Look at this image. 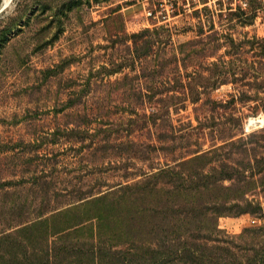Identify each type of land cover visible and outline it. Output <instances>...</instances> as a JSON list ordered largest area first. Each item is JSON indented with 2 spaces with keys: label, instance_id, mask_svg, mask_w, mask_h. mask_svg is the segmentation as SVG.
Instances as JSON below:
<instances>
[{
  "label": "rangeland",
  "instance_id": "1",
  "mask_svg": "<svg viewBox=\"0 0 264 264\" xmlns=\"http://www.w3.org/2000/svg\"><path fill=\"white\" fill-rule=\"evenodd\" d=\"M185 3V0H111L98 6H84L70 13L64 31L55 39L49 27L47 34H39L43 24L35 19L24 25L29 12L19 15L10 27L8 42L0 54V143L38 138L41 146L37 151L43 155L37 159L39 167L53 168V175L60 183L58 186L63 188L51 203L54 208H74L68 214L70 217L82 213L85 205L77 200L76 194H70L73 186H93L94 193L99 180L109 184L125 180L124 169L135 172L145 167L147 162L138 159L144 152V143L164 146L150 156L153 163L160 165L174 158L199 154L212 144H222L220 139L230 136L231 140L241 137L250 142L249 145H255V141L263 144L260 141L264 136L261 102L230 101L229 95H237L240 89L255 91L258 85L264 86L261 80L264 78V0ZM3 5L0 0V19L14 14V0L4 8ZM148 11L152 15H148ZM165 14L168 19L163 22L154 17L161 18ZM160 26L170 29L169 40L155 45L147 58L135 61L134 68L128 66L109 76L103 71L96 74L101 65L110 69L128 55L127 46L131 43L126 40L128 35ZM40 35L47 38L45 47H38L40 41L37 39H42L36 36ZM230 38L234 48L229 43ZM219 58L227 61L224 66L235 72V79L216 81L213 73L217 68L210 63ZM47 68H54L56 75L48 77L43 72ZM85 84L89 86L86 95L77 99L74 107L59 110L68 95L75 97L71 89H81ZM170 89L185 91L188 96L173 99L172 105L169 99L164 101V105H171L168 113L158 114V125L150 124L144 113L148 116L150 107L157 105L158 92ZM85 119H90V127L107 119L111 123H121L118 126L121 139L137 143L129 144L127 153L122 149L118 153L115 148L96 151L94 147L78 151V143L64 138L56 144L50 143L49 134L55 128L82 124ZM253 120L258 122L249 125ZM162 133L166 136L161 139ZM27 149L20 146L7 155H28L24 152ZM262 153L264 147L255 149L256 160L251 163L255 172L264 171ZM2 157L0 155V177L5 175L3 168L7 165L22 161L13 155L11 159ZM233 157L234 162L242 158L240 154ZM259 175L254 179L261 177ZM262 180L263 184H254L257 187L245 194L247 199L259 201L260 208L253 205L248 212L239 215L218 213L219 229L235 237L244 228L264 225V178ZM84 214L77 218L83 222V228L78 225L75 228L78 231L73 234L79 239L90 235ZM252 219L255 223H251ZM143 221L140 236L146 244L152 237L148 234L150 217L146 214ZM48 225L51 223L45 224ZM66 226L64 224L63 228ZM116 228L112 225L109 230L116 234L112 245L118 246L126 236ZM95 229L92 228V233ZM60 259L56 263H92L88 257L80 260L63 255Z\"/></svg>",
  "mask_w": 264,
  "mask_h": 264
},
{
  "label": "trees",
  "instance_id": "2",
  "mask_svg": "<svg viewBox=\"0 0 264 264\" xmlns=\"http://www.w3.org/2000/svg\"><path fill=\"white\" fill-rule=\"evenodd\" d=\"M110 1L14 0V14L0 19V54L8 42L10 27L23 13H30L24 25L35 19L43 24L38 29L39 34L45 33L49 27L53 32L52 39H55L64 31L72 11ZM170 33V29L160 26L128 35L126 40L131 41L127 46L128 55L110 69L106 70L105 65H101L96 74L103 71L109 76L128 66L134 68L135 61L147 58L155 45L167 43ZM36 37L44 40L37 39L40 41L38 47L47 45V38L42 35ZM229 43L235 47L231 38ZM226 63L222 58L210 63L217 68L213 73L216 81L235 79V72L228 70L224 66ZM43 72L48 77L56 75L54 68ZM261 80L264 82V78ZM87 85L71 89L75 97L68 95L59 110L74 107L76 100L86 95ZM259 93H264V86L258 85L255 91L249 88L237 90V95L230 94L229 100H259L264 109V95L259 96ZM157 94L160 95L155 102L157 105L150 107L148 116L144 113L149 123L154 125H158L159 113H168L174 104L173 99L188 96L185 91L176 89ZM168 99L171 105H164ZM131 112L136 113L135 109ZM85 120L84 125L75 123L71 127L55 128L49 134L50 143L56 144L64 138L78 143V151L91 147L96 151L115 148L118 153L121 149L127 153L128 145L137 143L132 139H121L118 129L121 123H111L107 119L90 127V119ZM159 136L162 139L166 135L162 133ZM220 140V145L212 144L206 151L187 158H174L163 165L153 163L150 156L151 152L162 150L164 146L144 143V152L139 149L143 153L138 159L147 162L145 167L137 168L135 172L124 169L125 180L112 184L99 180L94 193L93 186L74 185L70 194H76L77 200L85 205L80 212L85 213L90 230V235L84 239L73 236L78 225L83 228V222L77 221L82 213L77 212L70 217L68 214L74 208L51 206L63 188L58 186L60 183L53 175V168L39 167L37 159L43 155L37 151L41 146L38 138L13 144L0 143L3 159H11L12 155L15 158L17 153L11 156L7 153L14 152L17 147L28 148L24 151L28 155L16 157L22 161L7 165L3 168L5 175L0 177V264H58L56 261L63 255L78 259L88 257L90 264H264V225L244 228L235 237L217 226V214L220 212L239 215L248 212L253 205L260 208L259 201H251L245 194L257 184H263L264 171L255 172L251 163L256 160L255 149L264 147V136L260 139L262 145L257 141L255 145H249L251 143L241 137L231 140L230 136ZM234 154L242 156L239 162L233 161ZM255 175L261 177L254 179ZM226 181L229 184H225ZM103 186L106 188L101 190ZM146 214L150 217L148 234L152 237L145 244L140 229ZM47 223L51 225L45 226ZM64 224L67 226L63 228ZM112 225L126 236L122 245H112L116 236L109 230ZM93 227L96 229L92 233Z\"/></svg>",
  "mask_w": 264,
  "mask_h": 264
},
{
  "label": "built area",
  "instance_id": "3",
  "mask_svg": "<svg viewBox=\"0 0 264 264\" xmlns=\"http://www.w3.org/2000/svg\"><path fill=\"white\" fill-rule=\"evenodd\" d=\"M199 0H185V5H189V3L191 2V3H196V2H198ZM205 3V1L203 2V4ZM148 15H152V13H151V11H148V13H147ZM154 17H156L158 20V22H163V21H165V20H167L168 18V14H165V15H163V16H161V18L158 16V15H154ZM251 223H255V220L254 219H252L251 220Z\"/></svg>",
  "mask_w": 264,
  "mask_h": 264
},
{
  "label": "bare ground",
  "instance_id": "4",
  "mask_svg": "<svg viewBox=\"0 0 264 264\" xmlns=\"http://www.w3.org/2000/svg\"><path fill=\"white\" fill-rule=\"evenodd\" d=\"M10 0H3V4H8ZM258 122L257 120H253L249 122V125H255V123Z\"/></svg>",
  "mask_w": 264,
  "mask_h": 264
},
{
  "label": "water",
  "instance_id": "5",
  "mask_svg": "<svg viewBox=\"0 0 264 264\" xmlns=\"http://www.w3.org/2000/svg\"><path fill=\"white\" fill-rule=\"evenodd\" d=\"M6 5H7V4H4L2 8H4ZM2 8H1V9H2Z\"/></svg>",
  "mask_w": 264,
  "mask_h": 264
}]
</instances>
